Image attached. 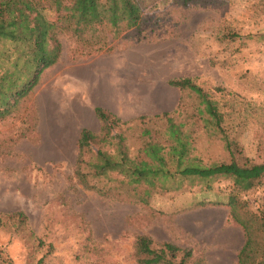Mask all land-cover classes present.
<instances>
[{
  "label": "rangeland",
  "instance_id": "1",
  "mask_svg": "<svg viewBox=\"0 0 264 264\" xmlns=\"http://www.w3.org/2000/svg\"><path fill=\"white\" fill-rule=\"evenodd\" d=\"M141 2L142 24L101 32L111 49L92 56L82 54L69 29L73 15L89 12L90 0H59L45 11L61 28L62 56L0 119V264H141L142 235L157 246L193 250L190 264H238L246 234L231 216V180L218 179L211 189L183 176L152 185L118 171L96 177L93 164L99 149L139 162L151 160L148 142L171 148L176 142L158 118L164 113L183 124L185 164L229 161L226 134L264 161V0ZM229 31L240 37L227 39ZM4 48L10 43L0 41ZM186 81L209 93L222 129L202 113L206 105L182 86ZM96 107L122 121L110 141H102ZM84 128L97 136L83 155L86 185L77 175ZM170 148L163 154L175 172ZM243 199L250 210L264 209V180Z\"/></svg>",
  "mask_w": 264,
  "mask_h": 264
},
{
  "label": "trees",
  "instance_id": "2",
  "mask_svg": "<svg viewBox=\"0 0 264 264\" xmlns=\"http://www.w3.org/2000/svg\"><path fill=\"white\" fill-rule=\"evenodd\" d=\"M58 5L59 0H0V41L9 42L11 46L10 49H0V119L12 114L13 110L34 92L44 70L60 60L63 53V44L59 38L61 28L44 14L48 8ZM32 7L38 11L35 16L30 12ZM90 7L88 13L73 15L69 27L83 45L80 49H85L81 50L82 54L88 56L107 48L111 49L108 47L111 43L109 35L101 32L109 30L119 34L123 30L137 28L143 22L141 0H90ZM239 37L238 33L232 31L226 35L227 39L236 40ZM170 84L178 85L176 81H170ZM182 86L191 87L199 95L206 105L202 113H207L211 121L222 129V114L209 93L197 85L190 84V81L183 82ZM95 113L101 121L105 135L102 141L109 140L108 137L114 139L112 132L122 123L121 119L103 107H96ZM158 118L166 119L175 145L170 148L160 142H148L149 151L146 149V152L151 160L139 162L130 161L127 156L118 160L110 152L99 149L97 160L93 164L95 176L118 171L122 175L132 177L137 183L145 181L152 185L162 178L183 176L203 180L209 189L212 188L211 183L218 179L231 180V216L246 234L245 243L238 255V264H264V209L250 210L249 203L243 199L244 195L262 184L264 161L260 162L246 155L242 146L226 134L229 161L211 166L185 164L188 143L182 137L183 124H177L170 113H164ZM144 135L148 136L150 132L146 129ZM96 140L94 132L87 128L82 129L78 142L80 153L77 175L85 185L88 175L83 171V155ZM121 148L122 146H119V149ZM168 148L177 156L178 165L175 172L167 167L163 154ZM136 246L141 264H190L194 259L193 250L171 242L157 246L147 235L140 236Z\"/></svg>",
  "mask_w": 264,
  "mask_h": 264
},
{
  "label": "crops",
  "instance_id": "3",
  "mask_svg": "<svg viewBox=\"0 0 264 264\" xmlns=\"http://www.w3.org/2000/svg\"><path fill=\"white\" fill-rule=\"evenodd\" d=\"M108 110H110V109H108ZM110 111H112V110H110Z\"/></svg>",
  "mask_w": 264,
  "mask_h": 264
}]
</instances>
